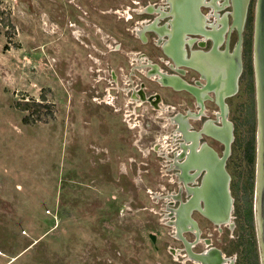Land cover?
Segmentation results:
<instances>
[{"label":"rangeland","instance_id":"1","mask_svg":"<svg viewBox=\"0 0 264 264\" xmlns=\"http://www.w3.org/2000/svg\"><path fill=\"white\" fill-rule=\"evenodd\" d=\"M143 3L0 0V264H172L168 248L175 240L162 217L156 113L129 117L127 96L116 93L119 102L108 89L112 70L120 87L138 81L127 73L138 59L134 52H157L135 36ZM254 5L250 0L242 33L244 71L227 99L235 209L223 232L206 228L243 264L258 258ZM23 101L32 107L20 110ZM136 109L146 114L143 106ZM249 144L250 157L244 154Z\"/></svg>","mask_w":264,"mask_h":264},{"label":"flooded vegetation","instance_id":"2","mask_svg":"<svg viewBox=\"0 0 264 264\" xmlns=\"http://www.w3.org/2000/svg\"><path fill=\"white\" fill-rule=\"evenodd\" d=\"M217 2L220 3L221 0H217ZM137 4H139V2ZM228 9L229 8L226 7L224 10L220 11V13ZM136 10L138 12H143L144 17L136 20L135 22V24H139L134 29L136 31L135 36L140 39L137 29H140L141 31L144 27V44H149V42L153 43L156 47L157 52L154 53L152 50H144V52H134L136 58H138V61L136 60L135 62H130V72L127 73L131 77L136 76L138 78V81H135V79H130L129 81L128 79V82H126V86L120 87L117 84L118 75L112 70L109 77L110 86L108 87V89L114 90V97L116 99H118L116 93H118L119 91H121L122 95L125 94L127 96V103L125 104L127 108L123 110L129 112V117L131 115H136L142 117L144 116L145 119H150L151 115L148 114L150 113L149 110H153L156 113L154 115L155 118L158 119L157 126L159 127V138L164 140L165 147L167 148L166 149L164 146L160 145V142L158 141V171L160 173V181L162 182L161 186H163L162 190H164L160 193V198L162 202L163 200L165 201V203L161 207L162 217L163 220H165L167 217L168 220L173 219L176 222L173 226L172 231L175 245L168 248L169 253H171L172 255V264H243V261L237 259V255L228 254V250L225 247L226 244L224 246L215 244L214 240L210 237L212 235V232H207L206 230V228H208L213 231L221 230L223 232L222 227L227 228L231 225V221L229 220L228 223L221 222V224H216L215 222L210 220L203 213V210H205V200L203 199V197L199 198L198 205L192 207H189L188 205V201L192 198L194 192L193 188L196 186H200L203 182V177L207 172L206 165L202 164L199 168L194 167L185 171L181 166L188 156L192 157L193 154H201V152L207 154L209 152L205 150L204 147L201 148V143H206L208 147L216 154L217 159L223 156V142L206 134L205 132H200V136L198 137V146L192 147V142L194 140V137H196L195 134L203 128L205 123L211 121L216 125H222V115L220 112V107L216 102L215 93L213 91L205 89V79L201 77L200 72L197 69L188 65L176 64L175 61L164 51V45L166 46V42L168 39V34L165 33V31H163V33L161 34L162 36H160L157 32L149 29L152 25L157 28L162 26H166L167 28L170 27L171 17L161 16V12H166L169 10L168 0H144V3L140 6V9L137 8ZM201 11L204 15H208L206 21L216 23V21H213L211 15L212 9L209 6L202 5ZM219 25L220 23H217V27H219ZM145 27H147L148 29ZM225 34L224 39L219 46L220 49H223L224 47L226 37ZM233 34H235L236 36L235 30H232L230 34V49L236 42L235 39L234 44L231 46ZM188 37H194L196 38V40L192 42L191 45H189L187 42L184 44L187 58L191 56L192 50L206 51L212 44V41L210 39H206L204 40V46H200L198 45V41L201 39V36L190 35ZM241 59L242 71L239 76L238 86L241 75L244 71V62L242 56ZM140 63L144 64V70L141 68ZM156 69L158 71H156ZM136 70L141 72L143 78H139L137 75H135L134 71ZM148 73H156L158 77L153 78L151 76H148ZM170 81H173L175 85L169 84ZM185 86H189L190 88H192V90L186 88ZM106 89L104 88L103 91H105ZM193 89H198V97L193 92ZM230 96L232 95L224 97V103L227 107L226 118L232 123V134L234 138V123L228 118L229 100L227 99ZM111 97H113V95H111ZM198 98L200 99L201 103L198 101ZM95 99H97V97ZM118 100L120 102V99ZM101 101L105 102V104H110L109 101H104L103 99L98 101V103H100ZM209 102L214 103V109H208L207 106ZM122 105L123 103L121 101V106ZM142 106L144 107L143 111H146V114L137 112L136 108L140 109V107ZM119 109L121 108H115L116 111ZM209 111L212 113V116L208 115ZM197 122H200L199 126H196ZM208 139L212 143L219 144V147L213 146L211 142L208 141ZM233 140L230 145V152L223 164V168L226 170L230 177L229 191L232 197L231 211L235 209V197L233 196V187L231 186L232 178L231 173L228 169V159L231 155ZM185 145L188 146L186 147ZM196 147H198V150H196ZM209 154L210 153H208V155ZM244 154L250 157V155L252 154V149H248L246 147ZM176 167H178V169ZM218 182L219 181H217V183ZM166 185H172L173 189L171 191L167 190L165 187ZM220 207L221 206L219 205L217 207L218 209H216L215 212H220ZM243 209L245 210V216H249L251 212L250 209H245L244 207ZM241 211L243 210L241 209L240 212ZM168 220L164 222L167 223ZM218 239L219 238H216V240ZM244 249L246 250L247 248L245 247ZM242 256V258H244V255ZM254 259L255 262H245L246 264H260L259 254L258 258L254 256Z\"/></svg>","mask_w":264,"mask_h":264},{"label":"water","instance_id":"3","mask_svg":"<svg viewBox=\"0 0 264 264\" xmlns=\"http://www.w3.org/2000/svg\"><path fill=\"white\" fill-rule=\"evenodd\" d=\"M250 0H168L169 10L161 12L162 17L170 16V27H150L153 31L168 34L164 51L175 61L176 64L194 67L205 79V89L215 93L222 115V125H216L209 121L198 131L192 142V147L198 146L200 132L219 139L224 144L223 156L219 159L206 143H201V148L210 153L201 152L188 156L182 168H199L206 165L207 172L200 186L194 187L192 198L189 199V207L198 205V200L203 197L205 210L203 213L213 222H228L231 218L232 197L229 191V174L223 168L226 157L230 152L233 140L232 123L227 120V107L224 97L233 95L238 90V80L242 71V36L246 23ZM202 5L212 9L214 22H208L203 12ZM228 7V10H224ZM217 23H220L217 27ZM208 26V27H206ZM164 29V30H163ZM232 30L236 33V42L230 49L229 41ZM223 49L219 46L224 39ZM138 35L144 41V27L138 31ZM190 35L201 36L198 45L204 46V40L210 39L212 44L206 51L192 50L191 56L186 57L184 44L191 45L196 38H188ZM196 53V54H195ZM192 57H195L192 58ZM208 59L209 67L202 60ZM199 60L201 62H199ZM252 67L254 76L256 132H255V186H254V225L258 245L260 264H264V0H255L253 15V38H252ZM144 70V67L142 66ZM169 84L175 85L173 81ZM190 88L189 86H185ZM198 97V89H193ZM200 102V99L198 98ZM193 149V148H192ZM218 163V164H217ZM217 179V180H216ZM217 181H219L217 183ZM220 212H215L216 207Z\"/></svg>","mask_w":264,"mask_h":264},{"label":"bare ground","instance_id":"4","mask_svg":"<svg viewBox=\"0 0 264 264\" xmlns=\"http://www.w3.org/2000/svg\"><path fill=\"white\" fill-rule=\"evenodd\" d=\"M218 3V5H221V3H219V2H217ZM206 17H208V15L206 14L205 15ZM152 27H154V25H152ZM138 31H140V29H138ZM159 35L160 36H162L161 35V33H159ZM226 35V34H225ZM188 38H190V37H188ZM199 40V39H198ZM164 43V42H163ZM196 54V53H195ZM143 58H144V56H143ZM192 58H194L195 59V57H192ZM137 59V58H136ZM135 60V59H134ZM133 60V61H134ZM138 61V60H137ZM203 62H205L206 63V65H208L209 64V60L208 59H204V60H202ZM199 62H201L200 60H199ZM147 63V62H146ZM138 64H139V62H138ZM137 64V65H138ZM141 64V63H140ZM141 66V68H142V66L144 67V64H141L140 65ZM147 66V65H146ZM208 67H209V65H208ZM140 68V67H139ZM147 71V70H146ZM156 71H158L157 69H156ZM150 72H151V69H150ZM160 74V73H159ZM164 74V73H163ZM162 75V74H161ZM148 76H151V77H153V78H155V77H158L157 76V74L156 73H148ZM159 77H160V75H159ZM163 78V77H162ZM173 80H174V78H173ZM181 80V79H180ZM133 96V95H132ZM135 96V95H134ZM134 98V97H133ZM136 98H138V97H136ZM205 98H207V97H205ZM135 99V98H134ZM197 101V100H196ZM160 103V102H159ZM201 103V102H200ZM164 108V107H163ZM162 108V109H163ZM164 110V109H163ZM160 112V111H159ZM158 112V113H159ZM217 112V111H216ZM221 112V111H220ZM217 114V113H216ZM198 115V114H197ZM200 115V114H199ZM169 117V116H168ZM170 118V117H169ZM165 119V118H164ZM208 120H210V119H208ZM170 121V120H169ZM172 122H173V120H172ZM167 123H169V122H167ZM162 124V123H161ZM177 131H179V130H177ZM170 133V132H169ZM180 136V135H179ZM170 137V136H169ZM174 137V136H173ZM163 138V137H162ZM164 138H165V136H164ZM170 140H171V138H170ZM218 140V139H217ZM159 142H160V145H162V146H164L165 147V142H164V140H162L161 138H159ZM176 142V141H175ZM174 144V143H173ZM186 147L188 146V145H185ZM184 147V146H183ZM166 148V147H165ZM197 149L196 150H198V147H196ZM167 149V148H166ZM170 149V148H169ZM189 151V150H188ZM200 151V150H199ZM164 153V152H163ZM179 153V152H178ZM177 154V153H176ZM181 154V153H180ZM185 156V155H184ZM177 161V160H176ZM175 162V161H174ZM178 163V162H177ZM177 169H178V167H176ZM196 169V168H195ZM185 183V182H184ZM172 195V194H171ZM171 198H172V196H171ZM170 202H172V201H170ZM217 208V207H216ZM218 209V208H217ZM202 210V209H201ZM167 213H168V211H167ZM170 216V215H169ZM169 222H171V225L172 226H174L175 225V220H173V219H171V220H169ZM226 222V221H225ZM220 224H221V222H219ZM228 223V222H227ZM217 224V223H216ZM223 224V223H222ZM176 250V249H175ZM176 254V253H175ZM179 254V253H178Z\"/></svg>","mask_w":264,"mask_h":264},{"label":"trees","instance_id":"5","mask_svg":"<svg viewBox=\"0 0 264 264\" xmlns=\"http://www.w3.org/2000/svg\"><path fill=\"white\" fill-rule=\"evenodd\" d=\"M30 107H32V103L30 102H28V101H23V103H21V105H20V110H27V109H29ZM24 122H28V121H26L27 120V117H24ZM247 148L249 149V148H252L251 147V144H249L248 146H247Z\"/></svg>","mask_w":264,"mask_h":264}]
</instances>
